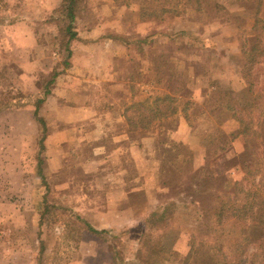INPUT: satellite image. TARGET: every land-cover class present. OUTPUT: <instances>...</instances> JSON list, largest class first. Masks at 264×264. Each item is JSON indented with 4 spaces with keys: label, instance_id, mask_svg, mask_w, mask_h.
<instances>
[{
    "label": "rangeland",
    "instance_id": "rangeland-1",
    "mask_svg": "<svg viewBox=\"0 0 264 264\" xmlns=\"http://www.w3.org/2000/svg\"><path fill=\"white\" fill-rule=\"evenodd\" d=\"M63 2L0 0V264H78L80 228L90 225L78 205L94 209L90 186L96 174L110 176V168L94 169L106 161L133 173L135 205L147 196L148 180L165 188L152 189L163 200L132 225L102 227L112 253L115 247L126 258L119 264H143L140 239L151 230L174 252L162 264L194 262L204 253L264 264V246L240 257L242 222L218 226L215 216L204 222L196 203L215 204L205 194L244 178L264 197V54L246 76L243 53L259 33L253 9L243 0H81L77 37L68 45ZM55 71L40 108L43 130L35 101ZM167 95L161 107L177 114L147 130L132 127L135 103L153 105ZM229 102L261 134L245 136L241 152L234 149L239 123ZM93 128L102 133L96 140L85 136ZM116 133H128L134 147L111 162L104 138ZM66 143L74 148L67 159ZM164 208L165 223L152 226L151 213ZM180 239L186 254L172 247ZM106 246L97 260L108 258Z\"/></svg>",
    "mask_w": 264,
    "mask_h": 264
},
{
    "label": "trees",
    "instance_id": "trees-1",
    "mask_svg": "<svg viewBox=\"0 0 264 264\" xmlns=\"http://www.w3.org/2000/svg\"><path fill=\"white\" fill-rule=\"evenodd\" d=\"M246 1V5L249 9H253L255 16V29L259 31L257 35L256 42L253 44L251 48H244L243 53L246 58L245 64V75H249L251 73L252 68L258 62V57L264 54V38L260 31H264V20L259 16L263 0H243ZM199 1H197L198 3ZM200 3V2H199ZM63 15L65 18V22L67 24L63 28L64 33L68 35V45L72 40L77 37V31L75 30V21L78 17V13L81 10V0H64L63 2ZM217 7H221L217 5ZM247 71V72H246ZM60 72L55 71L52 73L49 81L47 82V87L45 88L42 97H38L35 101V109L34 115L36 120L42 125L43 130H46L47 124L44 119L40 116V108L45 103L47 96L51 93V87L55 84L56 78ZM252 85V83H249ZM171 99L169 95L164 98H157L154 101L156 107L150 105L149 101H140L139 103H135L134 107H137V119L129 118L130 124L132 123V127L135 129H150L153 125H155L158 121L166 118L169 114H177L178 109L173 108L170 110L171 106L166 104L164 108L161 107L159 102H163ZM227 109L234 111V117L239 123V127L236 132L233 133V137H238L243 135L246 136H255V134L260 137L258 129H254L253 123L249 118L248 113L252 112L250 107H243V111L247 115H241L239 113V109L236 105H232V103H227ZM144 110L148 111V115L144 114ZM166 110V112H165ZM142 112V113H141ZM247 118V119H245ZM256 125L259 126V123ZM258 128V127H256ZM45 135L42 138L44 140ZM225 148V147H224ZM222 148V149H224ZM247 148V144L245 149ZM249 172V170H248ZM252 173V170H250ZM43 177V176H42ZM254 182V181H253ZM251 182L247 181V178L236 181L232 186H224L223 188H215L209 191L206 195V199L211 201L214 199L216 201L215 204L211 202H205L204 200H197L196 203L200 204L202 211V219L204 222L209 220L212 216H215L214 222L218 223V226L223 225L228 220H236L242 222V239L240 244L238 245V252H240V257L243 258V255L248 252V249L253 246L263 247L264 246V197L260 194L258 189L253 187H248V184ZM204 195V196H205ZM203 197V196H200ZM213 214V215H211ZM168 218L167 210L163 209V212H153L148 218V222L152 224V226H160L163 225ZM90 229L98 234H107L108 230H97L90 226ZM127 231H124V233ZM152 236V230L148 233H144L142 238L140 239V243L142 247H144L145 255L141 256V261L143 264H162L163 262L170 261L174 252L172 249L164 245L160 238L158 240H154ZM143 240V242H142ZM250 250V249H249ZM141 253V250H139ZM143 252V254H144ZM142 254V255H143ZM191 255V254H190ZM190 258L186 256V260L188 261ZM258 253L255 252L253 255V262L257 261ZM126 258L121 255L119 250L115 247L113 248V261L114 264H119L120 262H125ZM247 260H242L238 262V260L231 263L227 257L224 258H216L210 253L201 254L198 259L194 262H187L185 264H248Z\"/></svg>",
    "mask_w": 264,
    "mask_h": 264
},
{
    "label": "crops",
    "instance_id": "crops-1",
    "mask_svg": "<svg viewBox=\"0 0 264 264\" xmlns=\"http://www.w3.org/2000/svg\"><path fill=\"white\" fill-rule=\"evenodd\" d=\"M261 16L264 18V4L262 6ZM101 134L102 133H98V131L93 128V130L87 133L85 136L86 138L96 140L102 136ZM79 138L82 139L84 138V136L80 135ZM105 138L104 140L106 141V145L112 149L114 153L113 155L117 156L113 157L112 155V158H110L111 162H113L115 159L119 160V151L126 150V152H128L130 148L132 149L134 147L133 140H129L128 133H116L107 135ZM235 143L236 146L234 147V149L236 152L246 150V138L244 136H239L238 138H236ZM76 145L77 144H75V147ZM72 148L73 147L70 143H66V159L68 156L67 154H70V152L74 149ZM98 159L101 161L103 158L100 157ZM67 164L68 163L66 160V166ZM105 166L106 167L104 168L101 162L100 166L98 168L95 167L94 169L97 172L106 170V168L108 167L110 168V176L96 174L93 180V185L90 186L93 190H91L89 196L94 197L93 200L90 199L88 203H93L94 209L90 208L91 206L88 207V205L84 204L83 202L79 203L78 205L80 217L86 218V220L90 223V226H92L93 228L101 230L104 226L112 225L117 229H123L125 227H128L129 225H132V223L134 222V218L137 217L136 215H144L151 203H154L156 201L161 202V200H163L158 199L156 196L152 195L151 191L152 189H157L156 191L160 192L162 190H165V188L155 184L152 180H148V183L145 182L142 187L143 190H147V196H143V203L141 202L140 204L135 205L136 195L138 194L136 193L133 173L130 176H128L127 174V165L120 164L114 166L113 163H109L106 161ZM108 191H110L109 196ZM105 193H107L106 198H104ZM103 244L107 245L106 252L108 253V258L105 261L102 259L97 260L98 257H96L97 254H103ZM172 247L182 254H186L188 250L184 244L183 239H180L179 242ZM78 251L82 255V259L78 261V264H114L112 246L110 245V242L108 240H105L101 234L92 231L87 225L80 228Z\"/></svg>",
    "mask_w": 264,
    "mask_h": 264
}]
</instances>
